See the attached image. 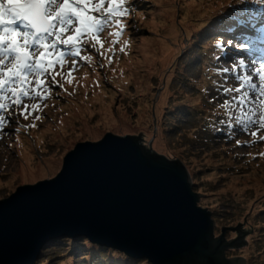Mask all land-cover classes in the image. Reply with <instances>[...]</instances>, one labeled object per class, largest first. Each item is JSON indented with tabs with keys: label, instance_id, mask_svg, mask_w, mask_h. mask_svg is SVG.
I'll return each mask as SVG.
<instances>
[{
	"label": "rangeland",
	"instance_id": "374dc122",
	"mask_svg": "<svg viewBox=\"0 0 264 264\" xmlns=\"http://www.w3.org/2000/svg\"><path fill=\"white\" fill-rule=\"evenodd\" d=\"M250 1L132 0L134 12L124 18V36L115 35L118 27L106 29L94 49L82 46L75 67L67 58L53 70L60 73L55 76V95L51 77L45 75V102L25 99L28 119L20 116L19 125L0 144V200L22 185L56 177L66 155L79 144L109 132L143 133L146 147L184 160L194 191L202 196L199 205L209 207L214 216L217 236L225 227L227 239H241V228L247 232L246 243L229 249L227 256L264 264V128H229L232 122L225 113L234 110L220 105L231 94L216 91L219 85H240L235 79L240 69L223 71L230 69L231 61H250L234 47L225 48L223 58L216 54L218 41L238 42L239 35L227 29L235 25L232 17L240 9L244 19H252L257 9L246 6ZM227 52L231 56L225 60ZM59 240L46 247L35 264H149L85 238Z\"/></svg>",
	"mask_w": 264,
	"mask_h": 264
},
{
	"label": "water",
	"instance_id": "95a60500",
	"mask_svg": "<svg viewBox=\"0 0 264 264\" xmlns=\"http://www.w3.org/2000/svg\"><path fill=\"white\" fill-rule=\"evenodd\" d=\"M181 158L144 147L143 133L82 143L60 174L0 201V264H35L46 246L86 238L149 264H247L227 251L245 244L215 234ZM238 231V228H231Z\"/></svg>",
	"mask_w": 264,
	"mask_h": 264
},
{
	"label": "snow or ice",
	"instance_id": "6c2138e0",
	"mask_svg": "<svg viewBox=\"0 0 264 264\" xmlns=\"http://www.w3.org/2000/svg\"><path fill=\"white\" fill-rule=\"evenodd\" d=\"M246 2L235 0L236 5ZM251 2L264 4V0ZM126 4L128 0H0V130L12 120V117L6 119L9 104L4 101L9 96L11 105L22 109L16 113V118L28 119L29 105L24 103L25 99L46 98L38 90L45 84L42 77L50 75L51 87L59 86L55 76L60 73L53 71L57 65L63 66L66 59L71 58L75 67L82 46L90 44L94 49L100 43V35L112 26L120 28L115 35H121L126 29L122 20L135 7L134 4L126 7ZM243 12L244 9H240V14L232 17L236 23L227 29L228 32L246 25ZM246 40L247 37L241 35L239 42L228 39L222 44L218 41L216 47L221 52L230 47L243 50L248 47ZM230 64L231 68L225 67L223 71L240 69L241 74L235 76L240 82L239 87L219 85L216 88L218 94L221 89L231 94L230 100H225L220 107H230L241 113H225L232 122L229 128L236 125L242 132H248L250 126L264 128V67H253L249 74H243L248 67L245 59L237 58ZM253 72L260 81L259 85L254 82ZM33 84L35 87H30ZM31 107L36 110V105ZM254 116L257 118L253 119ZM251 134L256 136L257 133ZM240 143L237 140V145Z\"/></svg>",
	"mask_w": 264,
	"mask_h": 264
},
{
	"label": "trees",
	"instance_id": "16d2710c",
	"mask_svg": "<svg viewBox=\"0 0 264 264\" xmlns=\"http://www.w3.org/2000/svg\"><path fill=\"white\" fill-rule=\"evenodd\" d=\"M252 5H261V8L258 12V15L249 23L248 28H251V29L255 30L256 32L260 33L261 35H264V30H259V28L264 25V20H262V18H264V4H258V3L250 1L246 6H252ZM260 16H262V17L260 18ZM245 32H246V35H251L249 29H245ZM263 40H264V38H263ZM64 241H67V239Z\"/></svg>",
	"mask_w": 264,
	"mask_h": 264
},
{
	"label": "clouds",
	"instance_id": "9594fccd",
	"mask_svg": "<svg viewBox=\"0 0 264 264\" xmlns=\"http://www.w3.org/2000/svg\"><path fill=\"white\" fill-rule=\"evenodd\" d=\"M104 137H105V136H104ZM144 147H146V146L144 145ZM75 148H76V147H75ZM75 148H74V149H75ZM71 152H72V151H71ZM71 152H70V153H71ZM68 154H69V153H68ZM68 154H67V155H68ZM67 155H66V156H67ZM65 158H66V157H65ZM65 158H64V159H65ZM63 162H64V160H63ZM185 166H186V165H185ZM62 167H63V165H62ZM187 169H188V168H187ZM61 170H62V169H61ZM60 172H61V171H60ZM60 172L56 175V177L60 174ZM189 172H190V171H189ZM191 177H192V176H191ZM43 181H45V180H43ZM39 182H42V181H39ZM39 182H37V183H39ZM192 182H193V181H192ZM37 183H35V184H26V185H27V186H32V185H36ZM193 185H194V184H193ZM22 187H25V185H23ZM14 193H16V191H15ZM14 193H13V194H14ZM13 194H12V195H13ZM12 195H11V196H12ZM11 196H9L8 198H10ZM0 201H1V200H0ZM225 228H226V227H225ZM228 228H235V227H228ZM63 239H72V238H63ZM76 239H79V238H76ZM227 240H233V239H227ZM56 241H60V240L58 239V240H56Z\"/></svg>",
	"mask_w": 264,
	"mask_h": 264
},
{
	"label": "bare ground",
	"instance_id": "6f19581e",
	"mask_svg": "<svg viewBox=\"0 0 264 264\" xmlns=\"http://www.w3.org/2000/svg\"><path fill=\"white\" fill-rule=\"evenodd\" d=\"M91 74H92V73H91ZM89 75H90V74H89ZM88 82H89V81H88ZM90 83H92V81H91ZM159 141H162V140H160V139H159ZM158 145H160V142H159V144H158Z\"/></svg>",
	"mask_w": 264,
	"mask_h": 264
}]
</instances>
